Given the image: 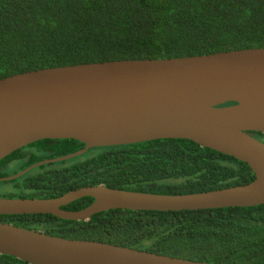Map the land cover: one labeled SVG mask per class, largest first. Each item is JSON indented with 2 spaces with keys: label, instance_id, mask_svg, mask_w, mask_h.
Wrapping results in <instances>:
<instances>
[{
  "label": "trees",
  "instance_id": "trees-1",
  "mask_svg": "<svg viewBox=\"0 0 264 264\" xmlns=\"http://www.w3.org/2000/svg\"><path fill=\"white\" fill-rule=\"evenodd\" d=\"M264 48V0H0V79L49 68L162 60ZM264 144V134L252 133ZM42 140L0 160V178L83 149ZM18 170L7 174L11 164ZM251 169L188 140L95 148L0 182V198L54 199L84 187L160 195L245 185ZM79 199L62 209L80 211ZM48 236L87 240L209 264H264V204L197 211L110 210L88 221L0 216ZM0 264H28L0 255Z\"/></svg>",
  "mask_w": 264,
  "mask_h": 264
},
{
  "label": "water",
  "instance_id": "water-1",
  "mask_svg": "<svg viewBox=\"0 0 264 264\" xmlns=\"http://www.w3.org/2000/svg\"><path fill=\"white\" fill-rule=\"evenodd\" d=\"M264 48L162 60H123L25 72L0 79V160L42 140H75L69 160L90 149L188 140L245 163V185L186 195L84 187L54 199L0 198V216L51 215L88 221L110 211H197L264 204ZM83 198L80 211L62 208ZM0 255L28 264H209L0 222Z\"/></svg>",
  "mask_w": 264,
  "mask_h": 264
},
{
  "label": "rangeland",
  "instance_id": "rangeland-1",
  "mask_svg": "<svg viewBox=\"0 0 264 264\" xmlns=\"http://www.w3.org/2000/svg\"><path fill=\"white\" fill-rule=\"evenodd\" d=\"M16 170H18V164L15 162L11 164L9 171H7V174L12 175Z\"/></svg>",
  "mask_w": 264,
  "mask_h": 264
}]
</instances>
